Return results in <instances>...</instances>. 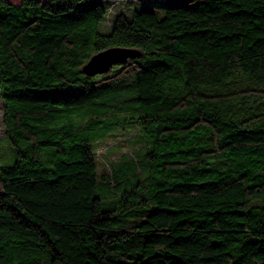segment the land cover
Returning <instances> with one entry per match:
<instances>
[{
  "label": "trees",
  "instance_id": "16d2710c",
  "mask_svg": "<svg viewBox=\"0 0 264 264\" xmlns=\"http://www.w3.org/2000/svg\"><path fill=\"white\" fill-rule=\"evenodd\" d=\"M107 7L0 0V264H264V0ZM114 46L140 54L82 72Z\"/></svg>",
  "mask_w": 264,
  "mask_h": 264
},
{
  "label": "rangeland",
  "instance_id": "374dc122",
  "mask_svg": "<svg viewBox=\"0 0 264 264\" xmlns=\"http://www.w3.org/2000/svg\"><path fill=\"white\" fill-rule=\"evenodd\" d=\"M11 3H19L20 0H9ZM129 11H131L130 6H125ZM113 18L110 21L112 23ZM110 31V28L107 32ZM2 101L0 100V163L9 164L14 160V150L5 137L4 127L2 125ZM141 138L140 131L137 128H126L118 129L111 135L107 136L102 141L95 142L96 148V158L98 172L101 174L103 171L108 170L111 163H121L124 160L140 158L141 151L144 144L139 141ZM95 193L101 197L103 201L109 198L107 191L103 189H98Z\"/></svg>",
  "mask_w": 264,
  "mask_h": 264
},
{
  "label": "water",
  "instance_id": "95a60500",
  "mask_svg": "<svg viewBox=\"0 0 264 264\" xmlns=\"http://www.w3.org/2000/svg\"><path fill=\"white\" fill-rule=\"evenodd\" d=\"M140 51L134 48L114 46L99 51L91 56L82 67L86 76L103 75L114 65L124 64L128 59L139 56Z\"/></svg>",
  "mask_w": 264,
  "mask_h": 264
},
{
  "label": "built area",
  "instance_id": "2783aa9c",
  "mask_svg": "<svg viewBox=\"0 0 264 264\" xmlns=\"http://www.w3.org/2000/svg\"><path fill=\"white\" fill-rule=\"evenodd\" d=\"M108 2L105 20L103 24L106 27L110 26V21L118 12L126 13L125 6L134 7L136 5H144L145 0H102Z\"/></svg>",
  "mask_w": 264,
  "mask_h": 264
}]
</instances>
